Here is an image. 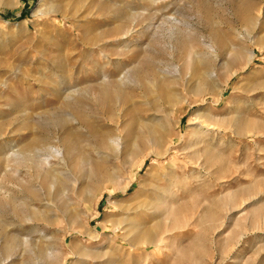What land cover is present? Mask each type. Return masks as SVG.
Segmentation results:
<instances>
[{
  "label": "rangeland",
  "instance_id": "obj_1",
  "mask_svg": "<svg viewBox=\"0 0 264 264\" xmlns=\"http://www.w3.org/2000/svg\"><path fill=\"white\" fill-rule=\"evenodd\" d=\"M150 3L0 0L1 264H264V0H160L155 37L137 40L132 31L115 40L117 28L154 11ZM168 14L170 38L169 25L160 26ZM101 31L110 37L102 41L112 53L106 65L82 45ZM147 50L177 65L182 79L172 67L149 73L117 85L113 103H104L102 73L116 81L142 68ZM198 59L216 70L209 87L198 80ZM170 90L183 97L176 111L151 119ZM119 109L117 130L102 123ZM72 112L75 121L66 119ZM197 112L206 117L202 130ZM116 135L119 145L110 141ZM61 137L60 150L68 140L74 147L63 160L47 150L22 158ZM166 147L156 163L147 156L135 168ZM98 167L109 169L101 179L92 176ZM55 178L62 189L47 182ZM18 203L37 214L25 221L11 212ZM145 234L151 243L133 241Z\"/></svg>",
  "mask_w": 264,
  "mask_h": 264
},
{
  "label": "bare ground",
  "instance_id": "obj_2",
  "mask_svg": "<svg viewBox=\"0 0 264 264\" xmlns=\"http://www.w3.org/2000/svg\"><path fill=\"white\" fill-rule=\"evenodd\" d=\"M160 0H151V3H150V5L152 6V7H154L155 9H154V11L151 13V12H149V11H146V12H148L147 13V16H145V15H143V18H141V20H139V21H137V20H135V19H133L135 22H134V26L133 27H131V28H129V29H127L126 31H122V27H119V28H117L116 29V32H117V34L114 36L116 39L115 40H122V38H125L127 35H132V31H137V33H138V35H136L137 36V40H138V38L139 37H141V36H143V35H146V34H148L149 32L151 33L152 32V37H155L156 36V34H155V29H156V27L158 26V25H155L152 21L154 20V19H156V17H157V13L158 12H161L160 10H162L161 9V7H159V4H158V2H159ZM165 7V6H164ZM51 11V10H50ZM49 11V12H50ZM55 11V10H54ZM145 11V10H144ZM142 12V11H141ZM258 12V11H257ZM260 17V15H259V12H258V14H257V16H256V20H255V22H254V24L255 25H257V22L259 21V18ZM132 20V21H133ZM131 21V22H132ZM143 21H145V23H144V25H142V22ZM160 23V22H159ZM173 23H175V18L174 17H172V15H166L164 18H163V21H162V23H160V26H162V25H164V24H167V25H169V29H168V33H169V38L171 37V35L174 33V24ZM121 24V23H120ZM131 24V23H130ZM119 25V24H118ZM138 25H140L139 27H137ZM255 25H254V28H255ZM104 31V30H103ZM103 31H101V32H99V33H97V34H95V35H92V37L89 39V37L85 40V41H83L82 42V45H83V47L86 49V50H89V51H94V50H98L100 53H101V59L103 60V61H105L104 62V65H106V64H109V63H111V57L110 56H112V53H106V51L104 50V48H103V44H106L108 41H110V37H107V36H105L106 34L103 32ZM113 31V30H112ZM110 32V31H109ZM149 33V34H150ZM253 33V32H252ZM251 32L249 33V32H247L246 33V37L247 38H249V37H252V35H254V34H252ZM104 39H107V42H102V41H104ZM148 39H149V37H148ZM175 40V39H174ZM151 41V40H150ZM112 42V41H111ZM153 42V41H152ZM201 42V45L203 46V47H208L207 46V43H205V42H203V41H200ZM123 46V45H122ZM169 47H170V49H172V45H169ZM159 48V47H158ZM209 49V48H208ZM138 51H140V50H138ZM155 51V50H154ZM177 51V50H176ZM211 51H213V50H211ZM175 52V51H174ZM156 52H153V53H151V52H149L148 50H147V52H146V54H144L143 55V57H142V59L140 60V62H141V64H142V68H135L134 70H130V69H125L122 73L120 72V77L118 76V77H116V81H114L113 80V77L112 78H108V79H106L107 78V75L105 74V73H102V78L101 79H103V81L104 82H102V83H100L99 85H98V93H99V95L101 96V98H102V100H103V102L104 103H106V104H111V103H113V94H112V92L111 91H116V89L114 88V87H116L117 85H120V84H124V81H132V82H134V81H136V80H141V79H145V81H147L148 80V75H149V73L150 74H152L153 76H156V77H160V75L159 74H161V75H167V73H168V69H170L171 67L173 68V70L175 71V75H177L178 77H181V79H182V76H181V74H180V72H179V70H178V66L177 65H175V64H172L171 62L169 63V62H165V64L164 63H162L161 62V60L159 61V60H154L155 58H157V55L155 54ZM220 53V52H219ZM201 54H204V53H201ZM119 55H124V53L123 52H121V53H119ZM152 55V56H151ZM206 56H208V54H205ZM214 56L212 57L214 60L216 59V58H218L217 56H218V54L217 53H215V54H213ZM220 55V54H219ZM196 57H199V54H196L195 55ZM170 57H171V55H170ZM174 57V56H173ZM210 57V56H209ZM163 61V60H162ZM197 61V63H198V65H199V67L197 68L198 69V80L199 81H203V85L205 86V87H209L210 86V83H211V81H215L216 79H217V73H216V70L214 69V66H212L211 64L209 65L208 64V62L207 61H205L204 59L203 60H200V59H198V60H196ZM164 64V65H163ZM218 64V63H217ZM164 66V68H161L160 66ZM215 68H217V67H215ZM218 70V69H217ZM194 74V73H193ZM195 75V74H194ZM186 76H188V75H186V73L183 75V79L184 78H186ZM162 78V77H161ZM121 79H123L122 81H121ZM182 81H184V80H182ZM193 81V80H192ZM191 81V82H192ZM198 81V82H199ZM153 82L154 81H152L151 83L153 84ZM186 82V81H185ZM183 82H181V84H182ZM148 85V84H147ZM92 86V85H91ZM150 86V85H149ZM204 86H202V87H204ZM140 87V86H139ZM138 88V87H137ZM164 88V87H163ZM168 88V87H167ZM191 87H189L188 85H184V87L182 88V91H187L188 89H190ZM89 89V88H88ZM88 89L86 88L84 91H88ZM150 89H152V88H150ZM181 90V89H180ZM132 91H133V89H132ZM139 91V90H138ZM209 91V90H208ZM154 92V91H153ZM157 92H158V90H157ZM169 92V93H168ZM168 92H166L163 96H162V98H163V104H159V105H157V106H155V107H152L151 108V110H153V115H152V118L151 119H153V120H155V121H159L160 120V118H159V115H161V114H171L172 112H174V111H176V106H177V104L180 102V101H182L183 100V97H181L180 96V94L177 92V91H174V90H170V91H168ZM141 93V92H140ZM156 93V92H155ZM134 94V93H133ZM159 94V93H158ZM160 96V95H159ZM68 97V96H67ZM157 97V96H156ZM154 98H155V96H154ZM143 99V98H142ZM80 100L79 99H74V100H72V103H69V105H72V104H77L78 102H79ZM142 101V100H141ZM133 102H135L134 100H131L130 102H129V104H131V103H133ZM183 104V103H182ZM139 105V104H138ZM113 106V105H112ZM147 106V105H146ZM127 107V106H126ZM71 109V108H70ZM113 109H115V108H113ZM135 109V108H134ZM137 110V109H136ZM138 111H139V109H138ZM93 112V111H92ZM152 112V111H151ZM204 113H206V112H204ZM63 114V113H62ZM65 114H67L66 116V119L68 120H72L74 117H75V115H74V112H72V114L71 113H65ZM132 114V113H131ZM146 114V113H145ZM124 116V115H123ZM126 116H128V115H126ZM138 116V115H137ZM148 115H146V117H147ZM77 117H78V120L80 121V119H82V122H87V118L85 117V116H83V114H82V112L80 111L79 112V114L77 115ZM76 117V118H77ZM79 117H80V119H79ZM101 117V116H100ZM136 117V116H135ZM149 117V116H148ZM177 117V116H176ZM194 117H195V119H197V122H198V124H199V129L200 130H202V129H204V124H205V122H206V117L204 116V114L202 113V112H197V113H195L194 114ZM76 118H74V120H72V121H75V120H77ZM121 118H122V115H121V110L119 109V110H117V111H115V112H113V114L112 115H109V116H106V117H103V121L104 122H102L104 125H107V126H110V125H113L114 126V128L117 130V128H118V126H119V123L121 122ZM145 118V117H144ZM142 119V118H141ZM60 120V119H59ZM90 120V119H89ZM138 120V119H137ZM61 121V120H60ZM143 121V120H142ZM133 122V121H132ZM62 123V122H61ZM209 124V123H208ZM102 125V124H101ZM162 125V124H161ZM100 126V125H99ZM212 127V126H211ZM102 128V127H101ZM62 130V129H61ZM58 132H59V130H58ZM65 132V131H64ZM206 132V131H205ZM44 133V132H43ZM65 134V133H64ZM174 134V133H173ZM172 134V135H173ZM204 134V133H203ZM62 135V134H61ZM138 135V134H137ZM119 135H116V136H114L113 138H110V141L111 142H114L115 144H118L117 142H118V139H119V137H118ZM39 137V136H38ZM56 137V136H55ZM65 137V136H64ZM108 137V136H107ZM62 138L63 137H61V139L60 138H58V139H56L55 141V144H50V142L48 143V145H46V146H44V147H33V149L31 150V151H24L23 152V155H22V158H24V160H26V158L28 157V156H30V157H37V158H40V156L43 154V150H47L50 154H51V156H53V157H56V158H58V159H60V160H63V154H64V151L66 152V153H68L70 150H71V147H72V142L71 141H67V142H65V144L63 145V150L64 151H62V150H60L59 148H58V146H56V143L58 144V143H60V140H61V142H62ZM102 138V137H101ZM104 138V137H103ZM43 139V138H42ZM48 139V138H47ZM49 140V139H48ZM124 140V139H123ZM46 141V140H45ZM53 142V141H52ZM168 142V141H167ZM10 143V142H9ZM107 143V142H106ZM111 144H113V143H111ZM37 145V144H36ZM119 145V144H118ZM8 146V145H7ZM33 146V145H32ZM113 146V145H112ZM115 146V145H114ZM26 148V147H25ZM32 148V147H31ZM73 148L74 147H72V150H73ZM15 149V148H14ZM22 149V148H21ZM120 149V148H119ZM124 151V150H123ZM45 152V151H44ZM168 152V147H166L163 151H156V150H153L152 152H149L147 155H145L139 162H138V164L136 165V169H138V168H140V166H142L143 165V163H144V160H145V158L147 157V156H151V159H153L152 160V163H156L157 162V159L158 158H161L163 155H165V153H167ZM125 153V152H124ZM18 154H19V152H18ZM45 154V153H44ZM47 154V153H46ZM105 154V153H104ZM9 155V154H8ZM7 155V156H8ZM45 156H47V155H45ZM43 157V156H42ZM130 157V156H129ZM29 158V157H28ZM47 158H49V157H47ZM47 158H45L44 157V160L46 161L47 160ZM32 160V159H31ZM39 161V160H38ZM62 162V161H61ZM31 163V162H30ZM58 163V162H57ZM44 164H45V162H44ZM47 164V163H46ZM49 164V163H48ZM82 164V163H81ZM37 166H38V164H36ZM44 166V165H43ZM100 166V165H99ZM134 166V165H133ZM45 167V166H44ZM28 168V167H27ZM41 169H42V167H41ZM109 170V169H108ZM108 170H106V167H104L103 169H99V167H98V169H95L94 171H93V174H92V176L94 177L95 175H98L99 176V178L101 179V178H103V177H105V175L108 173ZM164 171V170H163ZM176 171V170H175ZM165 172V171H164ZM163 172V175H165V173ZM15 174V173H14ZM56 174V173H55ZM49 181V182H48ZM26 181H24V183H25ZM47 182L51 185V186H54L55 185V189H57V190H60V189H62L64 186H65V182L62 180V179H60V178H55L54 180L53 179H50V180H47ZM129 182H130V179H129ZM32 183V182H31ZM40 185V184H39ZM34 186V185H33ZM36 186V185H35ZM16 187V186H15ZM88 187V186H87ZM126 187V186H125ZM17 188V187H16ZM37 188V187H36ZM30 194H32V193H35V189L34 188H32V187H30V188H28V189H26ZM88 190V189H87ZM98 190V189H97ZM37 192V191H36ZM39 193V192H38ZM37 193V194H38ZM19 194V193H18ZM4 195V194H3ZM23 195V194H22ZM21 195V196H22ZM27 195V194H26ZM42 195V194H41ZM7 196V195H6ZM5 196V197H6ZM13 196V195H12ZM15 196V195H14ZM16 197V196H15ZM27 197V196H26ZM42 197V196H41ZM8 199V198H7ZM4 200V199H3ZM30 200V199H29ZM84 200V199H83ZM6 201V200H5ZM8 201H9V199H8ZM16 201V200H15ZM21 201V200H20ZM4 203V202H3ZM6 203V202H5ZM7 203H9V202H7ZM21 204V203H20ZM19 203H18V206H14L13 207V211H11V212H14V213H16V215L18 216V215H21V214H24L25 213V208L24 207H22L21 205H20ZM47 203H45L44 204V206L46 205ZM50 204V203H49ZM2 205V204H1ZM27 205V204H26ZM30 205H31V203H30ZM48 205V204H47ZM9 206H11L10 204H9ZM28 206V205H27ZM42 206V205H41ZM12 207V206H11ZM40 207V206H39ZM9 209V208H8ZM11 209V208H10ZM40 211H38V213H39ZM40 213H42V212H40ZM40 213L38 214V215H40ZM34 214H37V211L36 212H32L31 214H26L25 213V215L23 216V219L25 220V221H28V220H30L31 219V217L32 216H34ZM15 217V216H14ZM10 219V218H9ZM15 219V218H14ZM17 219V218H16ZM30 223V222H29ZM130 229V227H128V228H124V230H129ZM30 230V229H29ZM35 230V229H34ZM32 231V230H31ZM10 232V231H9ZM15 232V231H14ZM151 238V236H149V234H145V235H143V236H141V237H139L138 235L136 236V237H134V239H133V241L135 242V240H141V241H143V242H148L149 241V243H151L150 242V239ZM3 248V247H2ZM50 248H52V247H50ZM6 255V254H5ZM7 257H5V258H2V259H0V264H1V261H3V260H5Z\"/></svg>",
  "mask_w": 264,
  "mask_h": 264
}]
</instances>
